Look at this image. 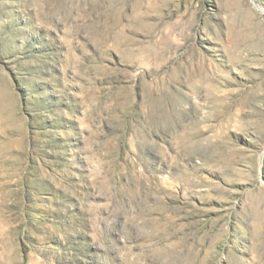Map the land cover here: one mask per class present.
Returning a JSON list of instances; mask_svg holds the SVG:
<instances>
[{
	"label": "rangeland",
	"instance_id": "rangeland-1",
	"mask_svg": "<svg viewBox=\"0 0 264 264\" xmlns=\"http://www.w3.org/2000/svg\"><path fill=\"white\" fill-rule=\"evenodd\" d=\"M0 264H264V0H0Z\"/></svg>",
	"mask_w": 264,
	"mask_h": 264
}]
</instances>
